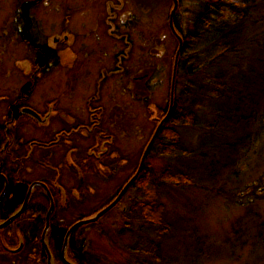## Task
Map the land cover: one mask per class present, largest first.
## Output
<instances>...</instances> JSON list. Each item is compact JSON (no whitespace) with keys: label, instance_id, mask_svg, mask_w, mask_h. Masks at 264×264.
<instances>
[{"label":"rangeland","instance_id":"obj_1","mask_svg":"<svg viewBox=\"0 0 264 264\" xmlns=\"http://www.w3.org/2000/svg\"><path fill=\"white\" fill-rule=\"evenodd\" d=\"M208 1L177 0L178 36L194 31ZM173 8V0H0V174L20 178L22 186L9 177L21 193L19 211L26 200L20 225L10 229L22 232L1 231V241L26 244V254L32 243L47 256L39 240L48 222L67 243L59 263L50 256V264H135L140 251L153 249L160 264H264V105L246 99L237 106L238 95L228 92L215 100L204 78L188 97L180 96V80L171 103L179 48L169 25ZM261 17L253 14L252 22ZM249 22L247 39L255 34L263 56L264 30ZM244 44L242 53L229 54L235 67L226 60L219 68L224 81L241 86L249 79L240 78L248 75L245 55L257 48ZM36 48L47 62L41 71ZM254 51L249 56L259 59ZM16 101L21 105L10 110ZM181 114H193L194 124L177 125ZM161 123L166 130L142 164ZM241 138L247 141L235 158L227 145ZM154 198L164 208L159 226L134 207ZM117 199L95 222L78 225ZM5 248L0 264L25 255V248Z\"/></svg>","mask_w":264,"mask_h":264},{"label":"trees","instance_id":"obj_2","mask_svg":"<svg viewBox=\"0 0 264 264\" xmlns=\"http://www.w3.org/2000/svg\"><path fill=\"white\" fill-rule=\"evenodd\" d=\"M253 14H258L262 17L258 21L252 22ZM248 21H250L249 24H251V26H255L256 24H258L259 28L261 29L260 31L264 30V26H262L261 24L264 22V0H209L206 3L203 12L196 16L194 19V31L192 33L183 35L184 37H182L183 48L179 55L178 73L175 85L177 89L180 80H185V89L182 91V94L180 96L188 97L190 95V91L193 92L192 90L196 87V85H199L198 82L200 81V79L204 78L206 79L204 84L208 85L209 80L212 81L210 85L214 84L212 90L214 93H217L214 97L215 100L223 98L225 92H228L233 96L238 95L233 101V103H235L237 106H239L238 103H241L246 99L250 102L253 101L257 105H264V55H261L262 50L258 46L259 41L256 40L257 37H255V34H252L250 39H247V31H252V29H247L248 24L246 25V23H248ZM245 36L246 39L243 40ZM244 42L247 43L246 46L258 48H253L248 51L255 50L253 53L259 59L255 60V57H250L247 51V54L245 55V59L243 61H246L248 63H246L247 67L249 66L247 71L248 75L245 77V74H243L240 78L244 81L248 78L249 79L246 80V82H244L241 86L240 83H237L234 80L225 79L226 81H224L222 78V75L224 74L219 71V68L222 66V64L226 66L227 62L229 65H232L233 59L229 58L233 54L242 53V51L244 50L243 45H245ZM28 44L32 46V44ZM36 49L39 57L37 63H35V67L36 69H38V71H41L44 70V68L47 66V62L43 61L42 55H40L41 50H39V48ZM44 51L45 50L43 49V52ZM226 60L227 62H225ZM230 61L232 63H229ZM255 65L259 66L252 70L253 66ZM232 67H235V65H232ZM240 67L241 66L239 65V69H241ZM245 83L249 88V92L246 95L244 94L246 92L244 87ZM28 90V86H25L24 90H22V93L29 95ZM222 92L224 93L222 94ZM193 94L195 93L193 92ZM180 96L179 98L182 99ZM21 103L22 102L19 101L14 102L11 105L10 110L13 111L15 108L20 106ZM246 107L247 105L245 106V108ZM162 111L166 112L165 110ZM217 113L218 115H220L218 110ZM173 117L174 115L170 116V118L174 119L175 117ZM259 118L260 122H258V129L264 132V113ZM188 119H190L191 121H189ZM8 120L11 119L8 118ZM194 120L195 118L193 114H181L175 121V123L177 125H187L189 123L193 125ZM15 121L17 122V118L15 119ZM161 129L162 130L159 132L162 135L163 131L165 132L166 127H162ZM159 135L160 134L158 133L156 139L159 137ZM244 140L247 141L246 138H241L227 145L231 152L234 153L235 158L239 155L240 148L243 145L242 141ZM174 143L175 142H173V144H170L168 147H165L164 150L170 152L169 150H172L175 146ZM167 178L169 179V175H167L163 180L165 181ZM1 188L2 182H0V191ZM34 196V198L36 199L40 198L39 194H36ZM7 199L8 196L5 195L0 202V216L4 219H7L17 210V204L19 203L17 202L19 200L18 198H15L13 200L14 204L12 205L8 202ZM155 200L156 198H154L148 204L142 201H138L139 203L136 201V206L134 205V207L140 210L141 214L146 220L147 218L150 220V225L154 224L159 226L160 224H162L164 208H162L160 204L155 205ZM29 206H31V204L28 203V209L31 212ZM167 230L168 226L163 228V230L158 231V236L162 237L164 234H166ZM48 236H50V238L52 237L53 249H51V253L55 254L56 261L58 262L64 238L63 236L61 237L56 234L52 236L50 232ZM70 247L72 248V246ZM151 251L152 252H146L145 250L140 251L139 257L135 260V264H160L161 261L158 260L159 256L153 255V253H156L157 250L153 249ZM43 259H45L46 261V256L44 254Z\"/></svg>","mask_w":264,"mask_h":264},{"label":"flooded vegetation","instance_id":"obj_3","mask_svg":"<svg viewBox=\"0 0 264 264\" xmlns=\"http://www.w3.org/2000/svg\"><path fill=\"white\" fill-rule=\"evenodd\" d=\"M9 118L11 119V123L12 124H16V122H15V116H13V115H11V116H9ZM8 130H10V129H8ZM12 176H14V179H16L19 183L17 184V186H20L21 184H20V181H19V177L17 176L16 177V173H13L12 172ZM11 176V174H7L6 172L5 173H1L0 174V182H2V188H1V191H0V193L2 194V193H6L7 194V196H8V202L12 205V204H14V202L13 201H11V200H14L15 198H18L19 199V196H21V193H18V191H15V189H14V187L13 186H11L10 184V180H9V177H12ZM21 179H23V177L21 178ZM22 186V185H21ZM33 190V189H32ZM32 192V191H31ZM17 193H18V195H17ZM21 200V199H20ZM20 200L19 201H17V202H20ZM2 201V199L0 200V202ZM29 202L27 201V204H28ZM19 211V209H17L11 216L13 217V215H15L17 212ZM25 216V215H24ZM9 218H11V217H9ZM9 218H7V219H4V218H2L1 216H0V223L2 222V223H6L8 220H9ZM20 218H23V215H21L19 218L17 217L16 219H14L11 223H9L8 225H6L3 229H0V232L1 231H10V234H12L13 236H14V234H18V235H20V233L22 232L21 230V228L20 227H17L18 229H15L14 231H11L10 229L12 228V227H14L12 224H13V222L14 221H16V222H18V220H20ZM1 223V224H2ZM53 225V224H52ZM52 225L50 226V228H48V232H47V235L49 234V232L52 230V228H53V231H54V234L56 233V229L54 228V227H52ZM18 226V225H17ZM42 233H43V231H42ZM42 233H41V235H42ZM9 234L8 233H6L5 234V236H8ZM51 239H52V237L50 238V236H47V244H48V252H49V254H50V256H51V259H52V261H54V263H56L57 261H56V258H55V254L54 253H51L52 252V250L51 249H53L52 248V242H51ZM1 241V240H0ZM1 243L3 244V248H5V245H4V243H6V245H12L13 246V250H9V249H6V252H11V253H13L12 251H16V250H18V248H19V253H21L23 250H24V248H25V255L22 257V259L20 260V261H17V264H29V263H31V264H33V262H34V264H41V261H43V253H40L39 252V247H37L35 244H34V246H33V244L31 243V247H29V250H32V253H30V254H26V251L28 252V249H27V246H26V244H24V245H16L15 244V241H14V239L13 238H11V239H9L8 237H4V239H2V241H1ZM29 245V244H28ZM40 247H42L41 246V243H40ZM3 248L2 249H0V254H1V252H3L2 250H3ZM30 258H32V260H30ZM37 258H38V261H37ZM40 260V261H39ZM6 260L3 258H1L0 257V262L1 263H4ZM74 261H76V262H73L74 264H78V262H77V259H74ZM70 262H72V261H70ZM57 263H59V262H57Z\"/></svg>","mask_w":264,"mask_h":264},{"label":"water","instance_id":"obj_4","mask_svg":"<svg viewBox=\"0 0 264 264\" xmlns=\"http://www.w3.org/2000/svg\"><path fill=\"white\" fill-rule=\"evenodd\" d=\"M174 2V8L172 10V12L170 13V16H169V25H170V29L171 31L174 33V35H176V38H178L179 40V48H178V51L176 53V56H175V62H174V65H173V76H172V80H171V92H170V96H171V103H172V99H173V94H174V88H175V80H176V68H177V65H178V59H179V55H180V52L182 50V39L180 36H178V34H176L175 30H174V27H173V18H174V15H175V12H176V9H177V0H173ZM171 107L172 105L170 106V110L165 118V120L169 117L170 115V112H171ZM30 115L36 117L32 112H28ZM162 127V123L157 127V130L153 136V140L152 142L149 144L148 148L146 149L145 153H144V157L142 158V164L144 163V160L146 158V155L148 154L152 144H153V141H154V138L157 137L160 129ZM141 168H142V165L139 169V171L137 172V174L135 175V178L138 176L139 172L141 171ZM32 186L30 187V190H31ZM127 188V187H126ZM119 199L115 200L111 205H109L106 209H104L103 211H101L100 213H98L93 219L91 220H88V221H83V222H80L78 225H84V224H88V223H91V222H95L99 217H101L102 215H104L106 212H108L117 202H118ZM26 205V200H25V203L22 207V209L19 211V213H17L15 216L11 217L6 223H4L2 226H0V228L2 227H5L6 225H8L9 223H11L14 219H16L17 217H19L21 215V213L23 212L24 210V207ZM47 219H48V216H47ZM47 225H46V228L44 229L43 231V234H42V242H44V236H45V233L46 231L48 230V222H46ZM76 227L78 226H74L72 227V229L69 231L71 232L72 230H74ZM65 244H66V241H65ZM43 247L45 249V251H47L46 247L44 246V243H43ZM47 253V256H48V264H50V254L48 252ZM64 252H62V257L64 256L63 255Z\"/></svg>","mask_w":264,"mask_h":264},{"label":"bare ground","instance_id":"obj_5","mask_svg":"<svg viewBox=\"0 0 264 264\" xmlns=\"http://www.w3.org/2000/svg\"><path fill=\"white\" fill-rule=\"evenodd\" d=\"M177 73H178V65H177V68H176V78H177ZM3 224H1L0 223V226H2ZM13 226H17V225H20V222H16V221H14L13 222V224H12ZM4 227H2V228H0V229H3ZM47 232L48 231H46V233H45V236H44V242H42V235H41V242H42V248L44 249V247H43V243H44V246L46 247V249H48V244H47V240H46V237L48 236L47 235ZM51 242L53 243V240L51 239ZM67 244V243H66ZM66 244H65V242H63V246H62V250H61V252H64L65 253V249H66ZM74 244L76 245V241H75V243H73V246H74ZM53 245V244H52ZM64 255V254H63ZM80 259L78 258V261H79ZM71 264H74V263H71Z\"/></svg>","mask_w":264,"mask_h":264}]
</instances>
